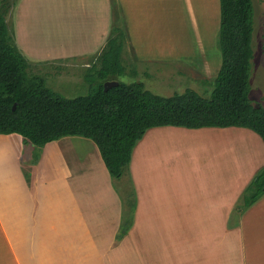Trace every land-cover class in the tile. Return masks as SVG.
I'll return each instance as SVG.
<instances>
[{"label":"crops","instance_id":"1","mask_svg":"<svg viewBox=\"0 0 264 264\" xmlns=\"http://www.w3.org/2000/svg\"><path fill=\"white\" fill-rule=\"evenodd\" d=\"M58 4L90 18L85 28L64 29L70 45L60 35L51 43L39 25ZM12 12L16 43L33 62L94 59L113 24L123 29L132 61L185 60L179 64L204 79L221 62L211 42L219 0H20ZM198 29L197 53L211 54L201 65L189 56ZM15 135L0 134V264H264V195L231 218L264 166V143L253 130L148 128L131 152L136 205L120 239L121 200L90 138L46 143L29 174L28 155L15 150L17 140L27 141Z\"/></svg>","mask_w":264,"mask_h":264},{"label":"trees","instance_id":"2","mask_svg":"<svg viewBox=\"0 0 264 264\" xmlns=\"http://www.w3.org/2000/svg\"><path fill=\"white\" fill-rule=\"evenodd\" d=\"M17 1L0 0V134H19L24 141L39 147L66 135L90 138L99 149L121 200L117 239L127 233L133 222L136 192L129 163L135 143L148 128L240 126L255 131L264 143V106L249 97L253 0H219L221 63L210 83L209 96L192 88L160 96L140 81L117 80L116 75L123 71L121 54L126 42L123 29L113 24L97 56L102 61L98 80L89 78V93L74 98L53 91L44 78L30 70L33 63L18 47L13 23L8 21ZM105 81L118 83L104 90ZM263 195L264 166L244 187L233 210L239 216Z\"/></svg>","mask_w":264,"mask_h":264},{"label":"rangeland","instance_id":"3","mask_svg":"<svg viewBox=\"0 0 264 264\" xmlns=\"http://www.w3.org/2000/svg\"><path fill=\"white\" fill-rule=\"evenodd\" d=\"M19 2L20 0H18L14 6V10ZM253 7V58L250 64L249 97L252 101L259 102L264 106V0H253ZM13 9H11L8 14V21L12 23L14 20ZM116 11L113 12L114 14L112 13L111 19L116 17ZM42 17L46 20V24L41 21L39 25L44 27L51 43H56L57 36L60 35L62 43H66V45H70L71 43L68 40V32L64 29L75 27L77 24L79 27L85 28L86 23L90 20L86 15L69 13V6L64 4L53 5L49 11L42 12ZM201 21H204L202 17ZM196 31L197 34L194 32L196 39L191 38L193 53L189 56H193L192 58L196 59V61L193 60V63L197 62L201 65L210 58L211 54H207L203 51L204 56H202L197 53V50L202 45L201 36L199 34L202 33V30L198 29ZM218 32L219 29L217 27V32L213 36L211 42L213 43L214 40L216 51L219 54ZM83 33L85 32L83 31ZM196 40L200 46H197ZM207 45H211L210 42H208ZM51 47H56V45H51ZM101 50L94 54V59L86 56L77 59H57V61L51 62L31 61L33 64L30 70L44 78L47 87L66 98L86 95L90 91L89 78H91L92 81L98 80L97 72L101 67L102 61L97 60L96 57L100 55ZM121 59L123 71L119 73L120 75H116L117 80L125 83L140 81L147 90L160 96H171L176 93H182L186 88H192L203 96H209L212 90V84L210 83L213 82L217 74L218 64L221 63L220 61L218 63L216 59L215 65H217V67L215 68L217 70L215 72L212 71L215 74L211 78L204 79L202 77H194L193 70H187L185 66L179 64L185 60L177 61L178 59H175L170 63L166 61H132V55L131 52H128L127 45H125L121 54ZM178 65L181 66L179 67ZM15 136L19 139H23L17 134ZM15 146L17 152L22 155H28L29 162L25 167L30 174L32 165H34L36 161H40L39 149H43L44 146L39 147L30 142L23 144L20 140H17ZM233 213L231 218L238 215L234 210Z\"/></svg>","mask_w":264,"mask_h":264},{"label":"water","instance_id":"4","mask_svg":"<svg viewBox=\"0 0 264 264\" xmlns=\"http://www.w3.org/2000/svg\"><path fill=\"white\" fill-rule=\"evenodd\" d=\"M117 81H105L104 83H103V85H104V90H107V88H109V87H111V86H114V85H117ZM15 106V105H14ZM14 106H13V108H14Z\"/></svg>","mask_w":264,"mask_h":264}]
</instances>
